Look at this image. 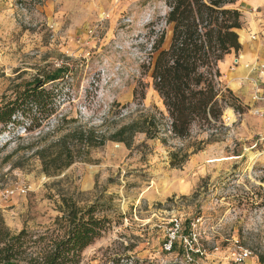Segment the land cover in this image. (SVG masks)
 Returning <instances> with one entry per match:
<instances>
[{
	"label": "rangeland",
	"instance_id": "obj_1",
	"mask_svg": "<svg viewBox=\"0 0 264 264\" xmlns=\"http://www.w3.org/2000/svg\"><path fill=\"white\" fill-rule=\"evenodd\" d=\"M237 6L244 22L239 37L245 32L249 39L221 69L236 95L242 81V89L251 85L239 97L245 113L232 109L235 119L229 122L227 108L224 128L214 135L198 128L188 140L138 133L129 147L108 140L86 160L48 177L30 147L46 148L60 139L62 128L38 139L60 118L111 136L142 113L165 112L152 64L161 32L163 49L171 43L170 9L165 0H0V107L16 89L66 70L57 83L60 110L42 131L4 133L0 125V226L14 233L26 229L47 241L60 238L65 222L59 206L66 198L82 208L97 203L107 210L95 217L110 220L77 264H261L264 76L252 71L259 57H249L247 43L264 5L249 9L240 0ZM242 54L244 61L236 65ZM234 72L236 88L229 79ZM180 148L189 156L175 166L172 154Z\"/></svg>",
	"mask_w": 264,
	"mask_h": 264
},
{
	"label": "trees",
	"instance_id": "obj_2",
	"mask_svg": "<svg viewBox=\"0 0 264 264\" xmlns=\"http://www.w3.org/2000/svg\"><path fill=\"white\" fill-rule=\"evenodd\" d=\"M165 2L170 9L166 24L173 27L172 39L170 46L163 49L166 33L161 32L153 46L157 55L152 64L153 86L165 112L142 113L111 136L98 127L71 126L75 120L67 122L66 117L60 118L51 132L38 136L43 139L62 128L66 132L60 139L46 148L30 147L33 156L40 159L46 176H59L76 162L86 160L90 150L104 146L108 140L129 147L138 133L146 134L149 139L165 133L188 140L198 128L200 132L210 131L214 135L224 128L222 116L227 108L241 114L246 112L239 97L225 84L221 69L228 55L242 50L238 33L244 24L237 6L240 0ZM65 71L61 68L43 79H34L11 96H5L0 107L1 132L42 131L60 110L61 91L57 83L64 78ZM185 150L180 148L172 154L173 165L188 158ZM59 209L65 228L64 235L57 239L47 241L46 236L35 238L26 229L14 233L0 226V264L79 263L81 253L101 237L110 223L108 218L95 217L97 212L107 209L101 210L97 203L82 208L66 198H62ZM259 259L264 264V255Z\"/></svg>",
	"mask_w": 264,
	"mask_h": 264
},
{
	"label": "crops",
	"instance_id": "obj_3",
	"mask_svg": "<svg viewBox=\"0 0 264 264\" xmlns=\"http://www.w3.org/2000/svg\"><path fill=\"white\" fill-rule=\"evenodd\" d=\"M246 2H247V7L249 9H253L255 7H260L261 5H264V0H246ZM257 14L259 15L261 13H257ZM256 21H257V23H256L257 25H256V28H255L256 30L253 29L252 25H250L248 34L249 35L251 34L250 35L251 36L250 38H252V36H254V35H256V36L258 35L260 37V42H258V43H256L254 45L253 42L252 43L250 42V41H252V39H251L247 43V45H248V49L247 50L249 51L248 52L249 57H250V55H252L253 52H256L258 54V57L259 58H258V60L255 61V63L256 62L263 63L264 62V14H263V16H260V15L257 16L256 17ZM229 56L230 55H228L226 58H228ZM226 58H225V60H226ZM244 59H245V55L242 54L241 55V61L243 62ZM223 64H224V62L221 65H223ZM243 67L246 68L245 65ZM240 68H238L237 71L242 70ZM241 72H239V74H241ZM245 83L246 82H243L242 81L240 83V85H239V88L235 91L236 93H238L237 95L240 98L243 96L242 93L250 92V89H251V85L250 84H249V86H247V87H245V88L242 89V84L245 85Z\"/></svg>",
	"mask_w": 264,
	"mask_h": 264
},
{
	"label": "built area",
	"instance_id": "obj_4",
	"mask_svg": "<svg viewBox=\"0 0 264 264\" xmlns=\"http://www.w3.org/2000/svg\"><path fill=\"white\" fill-rule=\"evenodd\" d=\"M256 38H257V36L254 35V36H252L251 39H252V40H256ZM239 59H240V58H237V59L235 60L236 65L240 64ZM252 71L255 72L256 74H258V76H259L260 78L263 77V76H264V62H263V63H258V62H257V63H255V64H253ZM174 240H175V233H172V234L170 235L169 244L165 245V246H166V249H167L168 251H171ZM189 257H190V256H189ZM190 260H192V258H190Z\"/></svg>",
	"mask_w": 264,
	"mask_h": 264
},
{
	"label": "bare ground",
	"instance_id": "obj_5",
	"mask_svg": "<svg viewBox=\"0 0 264 264\" xmlns=\"http://www.w3.org/2000/svg\"><path fill=\"white\" fill-rule=\"evenodd\" d=\"M248 36L246 35L245 32H241V38H240V41L243 42V41H247ZM249 41V40H248ZM239 61L241 62V58L239 59ZM238 74H239V71H238ZM229 79H230V82H231V86L233 88H236V84H235V80L237 79V76H236V73L234 72L233 74H231L229 76ZM229 122H233L234 119H235V116H234V113L232 111V109H227L225 111V116H224Z\"/></svg>",
	"mask_w": 264,
	"mask_h": 264
}]
</instances>
